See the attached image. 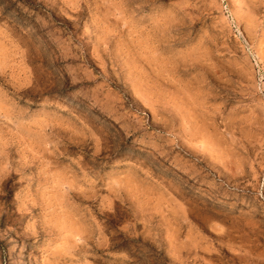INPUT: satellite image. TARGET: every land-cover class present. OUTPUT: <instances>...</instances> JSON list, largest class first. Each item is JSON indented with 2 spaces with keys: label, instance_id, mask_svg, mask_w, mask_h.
Here are the masks:
<instances>
[{
  "label": "rangeland",
  "instance_id": "rangeland-1",
  "mask_svg": "<svg viewBox=\"0 0 264 264\" xmlns=\"http://www.w3.org/2000/svg\"><path fill=\"white\" fill-rule=\"evenodd\" d=\"M0 264H264V0H0Z\"/></svg>",
  "mask_w": 264,
  "mask_h": 264
}]
</instances>
